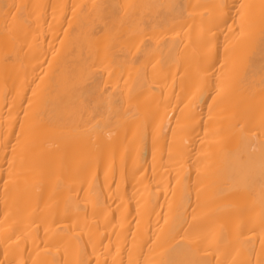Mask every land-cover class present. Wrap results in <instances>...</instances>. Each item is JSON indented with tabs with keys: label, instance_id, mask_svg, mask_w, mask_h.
<instances>
[{
	"label": "bare ground",
	"instance_id": "bare-ground-1",
	"mask_svg": "<svg viewBox=\"0 0 264 264\" xmlns=\"http://www.w3.org/2000/svg\"><path fill=\"white\" fill-rule=\"evenodd\" d=\"M0 264H264V0H0Z\"/></svg>",
	"mask_w": 264,
	"mask_h": 264
}]
</instances>
